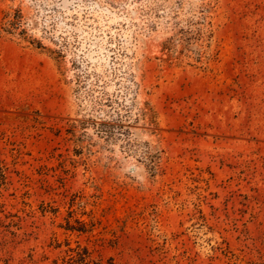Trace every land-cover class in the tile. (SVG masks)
<instances>
[{
    "label": "rangeland",
    "instance_id": "374dc122",
    "mask_svg": "<svg viewBox=\"0 0 264 264\" xmlns=\"http://www.w3.org/2000/svg\"><path fill=\"white\" fill-rule=\"evenodd\" d=\"M14 9L0 264H264V0ZM114 112L126 134L104 138Z\"/></svg>",
    "mask_w": 264,
    "mask_h": 264
},
{
    "label": "trees",
    "instance_id": "16d2710c",
    "mask_svg": "<svg viewBox=\"0 0 264 264\" xmlns=\"http://www.w3.org/2000/svg\"><path fill=\"white\" fill-rule=\"evenodd\" d=\"M24 18L20 9H14L13 11H5L0 20V36L4 34L18 35L23 38L26 34V29L23 27ZM116 113V118L105 119L99 123V132L103 134L104 138H114L117 134H126L125 125L123 124L119 112ZM119 116V117H118ZM3 172L0 168V179L3 178ZM77 231H82L79 228H71ZM88 251L86 248H82V253H79L78 261L82 262L87 256Z\"/></svg>",
    "mask_w": 264,
    "mask_h": 264
}]
</instances>
